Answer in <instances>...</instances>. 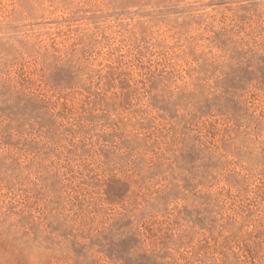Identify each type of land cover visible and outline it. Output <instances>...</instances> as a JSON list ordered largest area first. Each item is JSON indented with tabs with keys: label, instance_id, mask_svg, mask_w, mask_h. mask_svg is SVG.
Returning <instances> with one entry per match:
<instances>
[{
	"label": "rangeland",
	"instance_id": "374dc122",
	"mask_svg": "<svg viewBox=\"0 0 264 264\" xmlns=\"http://www.w3.org/2000/svg\"><path fill=\"white\" fill-rule=\"evenodd\" d=\"M0 264H264V0H0Z\"/></svg>",
	"mask_w": 264,
	"mask_h": 264
}]
</instances>
